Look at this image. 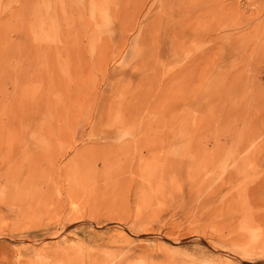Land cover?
I'll list each match as a JSON object with an SVG mask.
<instances>
[{
    "label": "rangeland",
    "instance_id": "rangeland-1",
    "mask_svg": "<svg viewBox=\"0 0 264 264\" xmlns=\"http://www.w3.org/2000/svg\"><path fill=\"white\" fill-rule=\"evenodd\" d=\"M47 1L0 0V264H264V0Z\"/></svg>",
    "mask_w": 264,
    "mask_h": 264
},
{
    "label": "bare ground",
    "instance_id": "bare-ground-1",
    "mask_svg": "<svg viewBox=\"0 0 264 264\" xmlns=\"http://www.w3.org/2000/svg\"><path fill=\"white\" fill-rule=\"evenodd\" d=\"M41 1H42V0H41ZM46 1H47V0H46ZM67 1H68V0H67ZM142 1H143V0L140 1V4H142V5L145 4V2H142ZM173 1H174V0H173ZM175 1H176V0H175ZM185 1H186V0H185ZM203 1H205V0H203ZM210 1H211V0H210ZM212 1H214V0H212ZM212 1H211L210 3H212ZM47 2H48V1H47ZM60 2H61V1H60ZM121 2H122V1H121ZM161 2H162V6H164V8H166L167 5H166L162 0H161ZM181 2H182V1H181ZM186 2H187V1H186ZM188 2H189V1H188ZM193 2H194V1H193ZM198 2H199V1H198ZM224 2H225V1H224ZM224 2H223V3H224ZM64 3H65V2H63V3H57V0H53V2H51L50 8H53V7H54V8H55V7L58 8V7H59L60 9H63V8H64V7H63V4H64ZM122 3H123V2H122ZM163 3H164V5H163ZM191 3H192V1H191ZM200 3H201V2H200ZM205 3H206V1H205ZM207 3H208V2H207ZM207 3H206V5H207ZM220 3L222 4V1H221ZM220 3H218V5H219ZM229 3H230V2H229ZM229 3L224 4V6H226V8H227V5H228ZM47 4H48V3H44L43 6H48ZM133 4H134V3H133ZM174 4H175V3H174ZM174 4H172V5H174ZM176 4H177V2H176ZM176 4H175V5H176ZM193 4H194V3H193ZM196 4H197V3H196ZM203 4H204V2H203ZM203 4H202V5H203ZM215 4H217V3H215ZM231 4H232V3H231ZM234 4H235V3H234ZM234 4H233V5H234ZM134 5H135V4H134ZM136 5H137V4H136ZM149 5H150V4H149ZM165 5H166V7H165ZM187 5H188V4H187ZM213 5H214V4H213ZM236 5H237V4H235V9H236V12L238 13L237 8L239 9L240 7H238L239 5L236 7ZM74 6H75V5H74ZM122 6H123V5H122ZM139 6H140V5H139ZM203 6H205V4H204ZM208 6H209V5H207V8H204V7H203V8H204V9H207L208 11H210V9H208ZM210 6H212V5H210ZM220 6H221V5H220ZM220 6H219V7H220ZM230 6H231V5H230ZM230 6H229V7H230ZM48 7H49V6H48ZM169 7H171V4H170ZM190 7H192V5H191ZM229 7H228V8H229ZM135 8H136V7H135ZM173 8H174V7H173ZM195 8H196V7H195ZM203 8H202V9H203ZM212 8H213V7H212ZM221 8H222V6H221ZM136 9H137V8H136ZM166 9H168V8H166ZM178 9H179V7H178ZM217 9H218V6H217V8L215 7V9H214V10L217 11L215 14H219V12H220V11L217 10ZM223 9H225V8L223 7ZM233 9H234V7H233ZM235 9H234V12H233V13L237 14V13L235 12ZM240 9H241V8H240ZM240 9H239V10H240ZM55 10H56V9H55ZM57 10L59 11V9H57ZM171 10H173V9H171ZM193 10H194V9H193ZM207 10H205V11H207ZM243 10H244V9H243ZM178 11H179V10H178ZM198 11H199V10H198ZM208 11H207V13H208ZM221 11H222V10H221ZM211 12H212V11H210L208 14L211 15V14H212ZM214 12H215V11H214ZM225 12L228 14V11H225ZM229 12H230V9H229ZM195 13H198V12L195 11ZM207 13H203V14L207 15ZM233 13H232V14H233ZM240 13H242L241 10H240ZM203 14H202L201 16H204ZM213 14H214V13H213ZM221 14H222V12H221ZM224 14H225V13H224ZM232 14H231V15H232ZM186 15H187V14H186ZM191 15H192V14H191ZM196 15H199V13L196 14ZM228 15H229V14H228ZM231 15H230V16H231ZM188 16H190V15H188ZM212 16H213V15H212ZM217 16H218V15H217ZM221 16H222V15H221ZM221 16H220V17H221ZM223 16H224V15H223ZM223 16H222V17H223ZM230 16H228V17L230 18ZM237 16H238V14H237ZM209 17H210V16H209ZM214 17H215V16H214ZM214 17H211V19L214 18ZM222 17H221V18H222ZM226 17H227V16H226ZM228 17H227V18H228ZM240 17H241V16H240ZM200 18H202V17H200ZM204 18H205V16H204ZM206 18H207V16H206ZM215 19H216V18H215ZM218 19H219V16H218ZM235 19H236V18H235ZM235 19H234V20H235ZM202 20H204V19H202ZM232 20H233V19H232ZM237 20H239V19H237ZM237 20H235V21H237ZM151 21H152V19H151ZM199 21H200V20L198 19L197 22L199 23ZM211 21H212V20H211ZM211 21H210V22H211ZM220 21H221V20H220ZM226 21H228V19H227ZM147 22H148V21H147ZM183 22H184V21H183ZM201 22H202V21H201ZM204 22H205V21H204ZM204 22H202V23H204ZM214 22H215V20H214ZM214 22H213V23H214ZM216 22H217V21H216ZM222 22H223V21H222ZM232 22H233V21H232ZM162 23H163V22H162ZM228 23H229V22H227V24H228ZM148 24H149V23H148ZM148 24H147V25H148ZM174 24H175V23H174ZM179 24H180V23H179ZM179 24H178V25H179ZM190 24H191V23H190ZM195 24H196V23H195ZM199 24H201V23H199ZM215 24H216V23H215ZM220 24H221V23H220ZM225 24H226V23H224V25H225ZM171 25H172V24H171ZM171 25H170V26H171ZM180 25H182V23H181ZM201 25H202V24H201ZM201 25H200V26H201ZM203 25H204V24H203ZM229 25H230V24H229ZM145 26H146V25H145ZM166 26H168V25L166 24L165 27H166ZM176 26H177V25H176ZM210 26H211V25H210ZM214 26H215V25H213V28H214ZM226 26H228V25H226ZM226 26H225V27H226ZM148 27H149V26H148ZM165 27H164V28H165ZM172 27H173V26H172ZM177 27H178V26H177ZM184 27H185V26H184ZM202 27H203V26H202ZM202 27H201V28H202ZM208 27H209V26H208ZM146 28H147V27H146ZM169 28H170V27H169ZM198 28H199V26H198ZM205 28H206V27H205ZM213 28H212V26H211L210 30H212ZM220 28H221V27H220ZM172 29H173V28H171L170 31H171ZM186 29L188 30V26H187ZM189 29H190V28H189ZM228 29H230V28L228 27ZM146 30H147V29H146ZM187 30H186V31H187ZM198 30H199V29H198ZM206 30L208 31V28H206ZM210 30H209V32H210ZM213 30H214V29H213ZM224 30H225V29H224ZM226 30H227V29H226ZM123 31H124V30H123ZM172 31H173V30H172ZM183 31H184V30H183ZM201 31H202V30H201ZM201 31L199 30V32H201ZM204 31H205V29H204ZM207 31H205L204 33H206ZM215 31H216V30H214V33H215ZM148 32H149V31H148ZM190 32H191V29H190ZM145 33H147V32H145ZM145 33H144V34H145ZM168 33H169V32H168ZM183 33H184V32H183ZM188 33H189V32H188ZM185 34H186V33H185ZM185 34H184V35H185ZM184 35H183V36H184ZM186 35H187V34H186ZM186 35H185L184 39L186 38ZM191 35H192V33H191ZM199 35H200V34H199ZM216 35H217V32H216ZM142 36H143V34H142ZM145 36H146V35H145ZM173 36H175V35H173ZM183 36H182V37H183ZM224 36H225V35H224ZM168 37H169V35H168ZM187 37H188V36H187ZM216 37H217V36H216ZM139 38H140V37H139ZM200 38H201V37H200ZM140 39H141V38H140ZM140 39H139V40H140ZM143 39H144V38H143ZM186 39H187V38H186ZM139 40H138V41H139ZM145 40H146V38H145ZM148 40H149V39H148ZM143 41H144V40H143ZM146 41H147V40H146ZM139 43H140V41H139ZM145 43H146V42H145ZM147 43H148V42H147ZM200 44H201V43H200ZM236 44H237V43H236ZM239 44H240V43H239ZM231 45H232V44H231ZM237 45H238V44H237ZM241 45H242V44H241ZM242 46H243V45H242ZM156 48H157V47H156ZM206 48H207V47H206ZM206 48H205V49H206ZM213 48H214V47H213ZM225 48H226V47H225ZM225 48H224V49H225ZM211 49H212V48H211ZM229 49H230V48H229ZM243 49H244V48H243ZM207 50L210 52L209 48H207ZM226 50H227V49H226ZM231 50H232V49H231ZM251 50L255 51V48L253 47V48H251ZM154 51H156V50H154ZM211 51H212V50H211ZM228 51H229V50H228ZM228 51H226V52H228ZM239 51H240V50H239ZM226 52H225V53H226ZM152 53H153V52H152ZM239 54H240V53H239ZM200 55L202 56V55H204V54H200ZM192 57H193V56H192ZM199 62H201V61H199ZM196 66H197V65H196ZM190 67H191V66H190ZM228 68H229V67H228ZM238 71H239V70H238ZM238 73H239V72H238ZM236 74H237V73H236ZM233 85H234V84H233Z\"/></svg>",
    "mask_w": 264,
    "mask_h": 264
}]
</instances>
